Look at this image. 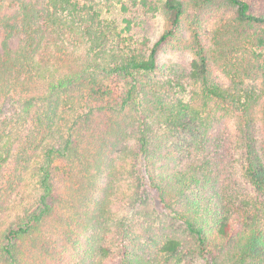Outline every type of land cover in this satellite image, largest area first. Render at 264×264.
<instances>
[{
    "label": "trees",
    "instance_id": "obj_1",
    "mask_svg": "<svg viewBox=\"0 0 264 264\" xmlns=\"http://www.w3.org/2000/svg\"><path fill=\"white\" fill-rule=\"evenodd\" d=\"M0 264H264V0H0Z\"/></svg>",
    "mask_w": 264,
    "mask_h": 264
},
{
    "label": "rangeland",
    "instance_id": "obj_2",
    "mask_svg": "<svg viewBox=\"0 0 264 264\" xmlns=\"http://www.w3.org/2000/svg\"><path fill=\"white\" fill-rule=\"evenodd\" d=\"M119 4L114 5V11L110 12L109 15H115L118 17L119 15V21L122 17V14L119 13ZM123 13V12H122ZM128 16L133 20L134 26H131L130 34H123L124 37H126L127 41L133 40V44H137L138 38H141L143 36L148 37L150 40L156 39L159 34L164 29V19L163 16L160 13H157L154 16H142L140 14L136 13H128ZM121 25L124 27V23H121ZM191 60V54L188 51L179 49L177 47H171L168 49H165L160 53L159 55V64L161 67L160 70V76L164 79H168L169 77H173L174 82L177 78L176 75L178 73H184V71L187 70L189 62ZM173 73V74H172ZM249 87H257L258 82H248ZM184 99H187L189 96L187 93L183 94ZM225 121V119L223 120ZM221 130L225 132L224 137V146L227 148H233L231 147L230 143L227 140H230L232 138V132L234 130L235 124L227 120V122H221ZM256 133L259 136L260 130L259 124H255ZM258 129V130H257ZM233 153L236 154L235 150L231 149Z\"/></svg>",
    "mask_w": 264,
    "mask_h": 264
}]
</instances>
